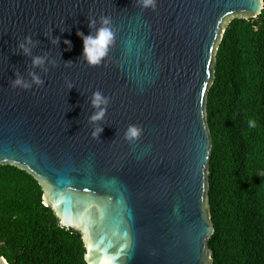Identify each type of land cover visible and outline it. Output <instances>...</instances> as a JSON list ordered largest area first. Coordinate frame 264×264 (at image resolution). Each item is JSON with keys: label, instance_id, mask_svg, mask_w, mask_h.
Wrapping results in <instances>:
<instances>
[{"label": "water", "instance_id": "1", "mask_svg": "<svg viewBox=\"0 0 264 264\" xmlns=\"http://www.w3.org/2000/svg\"><path fill=\"white\" fill-rule=\"evenodd\" d=\"M263 9L264 0H157L155 10L141 0H0V166L38 181L61 226L81 235L87 264L215 263L207 98L228 25ZM104 16L117 38L90 67L77 32L94 35ZM37 56L45 63L33 67ZM31 73L43 86L12 87ZM96 91L112 99L92 122ZM129 125L143 129L138 141L124 138Z\"/></svg>", "mask_w": 264, "mask_h": 264}, {"label": "trees", "instance_id": "2", "mask_svg": "<svg viewBox=\"0 0 264 264\" xmlns=\"http://www.w3.org/2000/svg\"><path fill=\"white\" fill-rule=\"evenodd\" d=\"M254 121L255 126H250ZM214 264H264V9L234 19L207 98ZM81 235L61 226L38 181L0 166V257L9 264H87Z\"/></svg>", "mask_w": 264, "mask_h": 264}, {"label": "clouds", "instance_id": "3", "mask_svg": "<svg viewBox=\"0 0 264 264\" xmlns=\"http://www.w3.org/2000/svg\"><path fill=\"white\" fill-rule=\"evenodd\" d=\"M143 8H152L155 10L157 0H141ZM89 27H95V21H89ZM77 35L83 41V58L84 61L90 67H97L102 64V62L106 59V57L110 53L111 47L114 45L117 38V31L115 27L112 25V21L107 16L101 18V26L95 30V34L85 35L82 32H77ZM59 39L53 40V44H57ZM33 43L31 37L25 38V43L19 45V48L25 55L30 54V48L26 45H31ZM64 43L71 47V42L65 40ZM45 63V59L43 57H33L32 64L33 67H39ZM32 76V83L29 84L25 82L18 74L17 78L14 79L11 84L13 88H21L23 90H30L32 85L43 86L44 81L35 73L30 74ZM69 89L73 87V85H68ZM111 97L103 93L102 91H96L92 96V107L97 109V111L90 117L92 122H97L106 116L109 108L107 105L111 102ZM250 126H255L254 121L250 122ZM104 131L103 127L97 128L92 132L93 138L100 136ZM143 134V129L137 125H129L127 130L125 131L124 138L129 142L138 141Z\"/></svg>", "mask_w": 264, "mask_h": 264}]
</instances>
